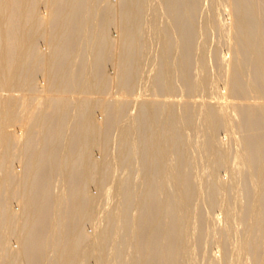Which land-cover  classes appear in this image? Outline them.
Wrapping results in <instances>:
<instances>
[{
    "label": "bare ground",
    "instance_id": "1",
    "mask_svg": "<svg viewBox=\"0 0 264 264\" xmlns=\"http://www.w3.org/2000/svg\"><path fill=\"white\" fill-rule=\"evenodd\" d=\"M91 255L264 264V0H0V264Z\"/></svg>",
    "mask_w": 264,
    "mask_h": 264
},
{
    "label": "rangeland",
    "instance_id": "2",
    "mask_svg": "<svg viewBox=\"0 0 264 264\" xmlns=\"http://www.w3.org/2000/svg\"><path fill=\"white\" fill-rule=\"evenodd\" d=\"M43 1V0H42ZM110 30H111V32L113 33V34H115V26H114V24H113V22H110ZM218 41V43H219V47H220V52L221 51H226V48H225V44L222 42V40L221 39H218L217 40ZM223 43V44H222ZM221 44V45H220ZM222 46H224V47H222ZM223 48V49H222ZM106 69H108L109 71H112V66H111V63H110V61L107 59L106 60ZM145 70H146V68H145ZM222 82V81H221ZM220 86H222V85H220ZM146 87L143 85V84H139L138 86H137V88H136V90H134L133 92H132V94H129L127 97H128V102L130 103V105H133V103H134V98L135 97H138V98H140V97H145V96H148L151 92H150V90H146L145 89ZM223 90H224V88H221L220 89V94H223L222 92H223ZM105 92H107V93H101V92H97L96 94H93V95H91V96H94V97H109V96H114V97H116L117 95H118V93H117V90H116V88H115V90L112 92V94L110 93V91H105ZM177 98H180L181 97V94H180V92L178 93V95L176 96ZM236 100H238V99H236ZM95 105L97 106L98 104L97 103H95ZM100 112H99V110L97 109V111H96V114H99ZM226 134V135H225ZM218 136L220 137V138H222V140L223 141H227V144H229V142H231V140H232V138L233 137H235V136H237V133L236 132H232V133H229V134H227L226 133V131L224 130V127H220V129H219V131H218ZM91 146H92V154L93 155H96V156H98L100 153H99V151H98V149L96 148L97 147V142H92V144H91ZM225 174V168L222 166L221 168H220V172H219V176H223ZM134 175H135V173H134ZM223 177H225V176H223ZM226 180V179H225ZM15 202V201H14ZM13 202V203H14ZM218 211H220L219 210V206L217 205L216 207H215V212H218ZM215 245L216 244H210V246H209V249H211L212 247V249L214 250V248H215ZM212 249H211V251H212ZM210 251V252H211ZM88 261H89V264H94V258H93V255H91V256H89V259H88Z\"/></svg>",
    "mask_w": 264,
    "mask_h": 264
}]
</instances>
